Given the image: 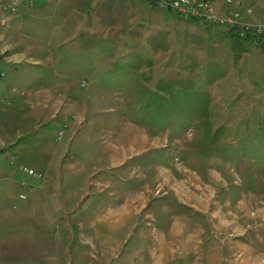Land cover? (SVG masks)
Wrapping results in <instances>:
<instances>
[{
	"label": "rangeland",
	"instance_id": "rangeland-1",
	"mask_svg": "<svg viewBox=\"0 0 264 264\" xmlns=\"http://www.w3.org/2000/svg\"><path fill=\"white\" fill-rule=\"evenodd\" d=\"M44 2L0 0V237L32 247L8 250L2 263L97 264L119 241L122 256L139 250L140 231L155 234L161 227L149 211L132 205L133 215L115 232L113 227L158 166H177L164 176L180 173L196 181L185 188L202 199L208 218L210 209L226 215L232 210L222 198L228 184L230 194L264 202V38L238 39L226 25L190 21L197 16L184 19L144 0L156 15L138 16L127 30L113 25L95 31L85 50L66 37L58 41L62 48L53 45L52 56H45L42 46L56 35L45 33L50 27L42 35L44 26L35 21L33 39L32 33L18 34L16 25L20 7L34 10ZM212 11L225 19L237 15L238 26H264V0L211 1L200 13ZM31 15L25 13L30 21ZM38 58L42 65L29 64ZM10 73L15 94L7 85ZM143 131L152 138L145 148H159L112 166V155L122 156L130 138ZM210 160L230 169H217L222 181L207 186L202 183L211 180ZM22 167L36 173L43 189L28 188L27 182L38 181L21 175ZM21 177L24 186L13 187L11 180L20 185ZM159 185L153 193L165 195L166 186ZM7 193L12 200L3 197ZM257 211L253 205L250 215H231L234 223L244 218L251 225ZM263 223L264 217L253 224ZM259 228L250 226L245 234L264 250V232L254 231ZM128 231L133 234L126 237ZM240 234L232 231V241ZM255 256L247 257L252 262Z\"/></svg>",
	"mask_w": 264,
	"mask_h": 264
},
{
	"label": "crops",
	"instance_id": "crops-1",
	"mask_svg": "<svg viewBox=\"0 0 264 264\" xmlns=\"http://www.w3.org/2000/svg\"><path fill=\"white\" fill-rule=\"evenodd\" d=\"M143 3H145L144 0H45L43 8L36 7L34 10H31V8L25 6L20 7L21 11L18 15L21 19L16 25L18 34L23 31L26 38L32 33L33 39L36 33L30 29V26L36 24L35 21L39 20L44 26V29L40 31L42 35H44L45 26H49L50 28L46 29L45 33L52 32L56 35L54 38L50 39L52 43L43 45L41 50L46 52L45 56H52L51 51L53 45H56V49L62 48L63 45L58 44V41L61 42L65 40L66 37L75 41V48L85 50L86 48L88 49L91 42L96 39L95 31L100 30L104 32V29L107 28L106 26L112 27L113 25H116V27L123 26L124 30H127L128 27H126V25L128 26L130 24V26L133 27L137 24L135 22L138 16L147 13L156 15V11L149 9L153 6H148V10H150L148 11L143 7ZM28 11L32 12L31 16L33 20L31 21L29 20L30 16H25V13ZM35 17L38 18L35 19ZM23 21L25 22L22 23ZM6 34H4V40L8 39ZM119 35V32L113 31L111 37L115 39L118 38ZM54 41H57V43H54ZM83 41H87L86 44L82 43ZM40 54L41 53H36L38 56L43 55ZM37 60V62L29 64L42 65L43 62L39 58ZM8 76L12 77V81H9L7 85H10L9 88L11 91L13 90L12 92L14 93L17 82L14 80L11 73L10 75L8 74L7 77ZM132 138L133 139L130 138L129 140V145L123 150L122 156L112 155V166L119 168L134 158L142 157L150 150L159 148L156 146L150 149L145 148V145L152 138L144 131L135 133ZM152 143H156V141ZM118 156H120V158ZM121 160H123L122 163L120 162ZM194 162L196 164H201L207 163L208 161L202 158H194ZM210 164L211 167L207 169L206 174L209 173L211 180L209 181L207 178H204L208 183H202L207 186H211L209 182H213L212 184L215 185L218 184L217 181H222L220 178L221 174L218 172V170H220L219 168L230 169L229 164L223 161L220 163L216 160H210ZM175 167L177 166L171 168L158 166L156 177H152L147 183H143L141 185L143 188L139 195L132 200L131 204L126 207L123 212H118V216L116 217L117 225L113 227V232L120 228L127 214L133 215L131 213L132 205L136 206L140 211L141 209H145L146 212L149 211L147 214L156 218L161 227L155 229L156 226H151V228L153 227L155 229V231L151 229L155 234H150L144 229L140 231L141 234L138 238L142 241L140 240L138 244L139 250L135 247L130 255H125L124 253L125 256H122V251L120 252L122 249V241H119L115 248L111 250L112 253L110 255L103 252V256L97 259V264H264V250L258 249L254 244L251 245L252 243L250 244L247 240L249 234H245L249 232L250 226L256 228L260 227L254 231L264 232V223L257 225L253 224L264 217V202L257 199L249 203V198L253 197L246 196L244 192H241L240 197L230 194V185L228 184L226 186V192L222 194V198L224 205H230L232 210L226 215V212L222 213V211L217 212L210 209V213L213 214L208 218L205 213L207 210L209 211V209L207 206L204 207L202 199L193 196V194H189L185 188V184L190 182L196 183V181H193L191 178L185 179L179 175L180 173H177L176 177L172 173L171 175H173L174 178H171L170 175L164 176L167 172L169 174V171H172ZM197 179L199 178L196 176L194 180ZM31 182H27L26 185L32 191H35L32 188L41 190L43 189L42 185H45L43 181ZM155 183L165 185L168 192L165 195L153 193V187L156 186ZM11 184L13 187L14 185L24 186L21 184L19 185L17 179H14V182L11 180ZM5 186L8 189L12 188L7 184H5ZM169 186L174 187L173 192L169 190ZM198 186L200 188L201 183H198ZM3 197L12 200L14 196L7 193L3 195ZM19 197L21 198V195ZM157 199L162 200L158 202ZM253 205L257 207L258 211L257 215H254V220H251L253 222L251 225L250 223H245L244 218H242L243 223L240 225H238L237 222L234 223V217L231 213L236 214L237 212V214L243 213L245 216L250 215V206ZM21 208H25L24 204H22ZM24 215V212L20 214V216ZM216 221H219V223H216ZM223 230L225 231L223 232ZM232 231H241L242 234L239 236L237 235L239 239L238 242L232 241ZM251 231L253 232V230ZM224 233H227V236H224ZM132 234L131 232H129V234L126 232V237ZM146 234L148 236H146ZM255 235H257V233ZM149 238L151 241H149ZM5 239L4 237H0V264H5L2 262L8 250L32 248L30 245L25 246V241L14 240V237L11 240ZM254 249H257L258 252H255ZM135 251L136 255L134 254ZM123 252H125V250ZM251 254L258 255L254 257L255 261H252L253 263L250 258L247 257Z\"/></svg>",
	"mask_w": 264,
	"mask_h": 264
},
{
	"label": "built area",
	"instance_id": "built-area-1",
	"mask_svg": "<svg viewBox=\"0 0 264 264\" xmlns=\"http://www.w3.org/2000/svg\"><path fill=\"white\" fill-rule=\"evenodd\" d=\"M211 1H220V0H148V2L154 4L158 8H163L169 11H172L178 15H180L181 18L186 19L188 15L191 16H197L194 18H191L190 21H205L208 24H214L216 26L219 25H226L228 29L233 30L229 31L232 32L233 35L242 40H248V39H258V38H264V26H250V25H242L238 26L237 23V15L234 19L229 18L225 19L224 17L220 18L212 12L210 13H200L201 9L209 8V3ZM228 3L231 2V0H224ZM198 7L199 9H196ZM197 19V20H194ZM3 25V24H1ZM237 27L239 29H237ZM263 27V28H262ZM237 30V31H236ZM236 31V32H235ZM260 36V37H259ZM263 36V37H262ZM3 76V74H2ZM19 172L21 175L27 177L29 180L35 179L40 180L37 178L36 173L33 170L27 169L25 167L19 168ZM24 177H21L20 183L21 185H24ZM22 198V197H21Z\"/></svg>",
	"mask_w": 264,
	"mask_h": 264
}]
</instances>
